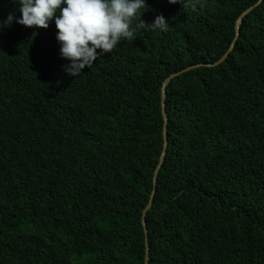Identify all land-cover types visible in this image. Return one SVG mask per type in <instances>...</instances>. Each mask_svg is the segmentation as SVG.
Listing matches in <instances>:
<instances>
[{"label": "trees", "instance_id": "trees-1", "mask_svg": "<svg viewBox=\"0 0 264 264\" xmlns=\"http://www.w3.org/2000/svg\"><path fill=\"white\" fill-rule=\"evenodd\" d=\"M168 1V0H167ZM148 1L150 25L74 90L57 58L0 28V264H264V0ZM12 10L0 0V23ZM32 57L42 66L37 67ZM108 59V58H107ZM167 88L168 156L162 83ZM61 77V78H59ZM69 83V84H68ZM130 88V96L124 95Z\"/></svg>", "mask_w": 264, "mask_h": 264}, {"label": "clouds", "instance_id": "clouds-1", "mask_svg": "<svg viewBox=\"0 0 264 264\" xmlns=\"http://www.w3.org/2000/svg\"><path fill=\"white\" fill-rule=\"evenodd\" d=\"M5 1L9 8H11L12 12L8 14L2 23H0V28L7 27L10 24L16 26L20 35V46L18 48L20 52H22L21 47L23 44L26 41H31L39 47L41 46L45 48L46 51H49V53L55 56L58 61L64 62V59L68 61V63L63 65V69L68 75L72 77L75 76L73 84L68 83L70 88L79 91L82 89L80 85L84 82L83 80H88L89 84L95 86H107L111 95H113L118 89V85H103L102 82L109 78H115V73L118 68L113 66L114 63L117 60L122 59V53L124 50L136 43L135 26L151 28L153 30L158 29L162 32H166L169 29V23L165 20L163 15H156L154 21L150 25H147L151 21L146 17V8H148L149 4L148 1L153 2L154 6L164 4V2H168L167 5L180 4L181 9L185 12L195 11L197 7L201 5V0ZM262 1L263 0H258L255 5L248 6L241 14H243L248 8L253 9ZM229 3L234 7L240 5L237 0H229ZM252 9L250 11H252ZM241 14L237 18L235 26L236 34L239 31L237 40L240 36L242 20L246 16L245 14L240 20L239 18L241 17ZM237 28L239 29L237 30ZM236 42L233 40L231 46H229L222 57L225 54H227L225 59L228 57L229 53L234 50ZM31 58L32 62L36 64L37 67L41 68V70L48 69V66H42L38 59L32 56ZM219 63L221 62L218 60L213 65L217 66ZM15 66L16 62L11 57H3L0 59V73L3 72L2 67L5 70L10 71L14 70ZM198 66L200 65L190 67L196 68ZM192 69L194 68L187 71ZM184 70L171 72L166 79L170 77L171 82L176 77L187 72ZM168 85L166 87V94ZM124 96L127 98L130 96V88ZM147 245L150 247L149 238H147Z\"/></svg>", "mask_w": 264, "mask_h": 264}, {"label": "water", "instance_id": "water-1", "mask_svg": "<svg viewBox=\"0 0 264 264\" xmlns=\"http://www.w3.org/2000/svg\"><path fill=\"white\" fill-rule=\"evenodd\" d=\"M261 1V0H260ZM252 8H248L243 14H241V17L239 18L240 20L245 16V14L250 11ZM239 28H237L238 30ZM238 34H239V31L238 33L236 34V37L234 39V42H236L237 40V37H238ZM227 56V54H225L221 59H219V62H222L225 57ZM191 68H195V67H190V68H187L186 70L184 71H187ZM182 71V72H184ZM171 78L169 77L168 79L165 80V82L163 83V87H162V94H163V114H164V117H165V146H164V151H163V154H162V157H161V161L157 167V170H156V173H155V190L153 192V195H152V198H151V202L148 206V208L146 210H144L143 212V215H142V225H143V228H144V232H146V234L148 235L149 234V229H148V224H147V216L149 213L151 212H155L156 210L154 209V201H155V198H156V195H157V188H158V177L160 175V172L167 160V156H168V138H167V115H166V98H167V94H166V87L167 85L169 84ZM147 255H146V262H144V264H149L150 263V260H151V249L150 247L147 245Z\"/></svg>", "mask_w": 264, "mask_h": 264}]
</instances>
